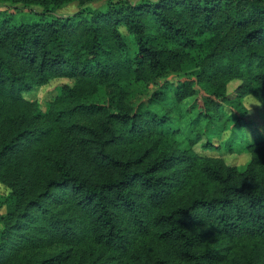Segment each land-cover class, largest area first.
I'll list each match as a JSON object with an SVG mask.
<instances>
[{
    "label": "trees",
    "instance_id": "16d2710c",
    "mask_svg": "<svg viewBox=\"0 0 264 264\" xmlns=\"http://www.w3.org/2000/svg\"><path fill=\"white\" fill-rule=\"evenodd\" d=\"M248 97L264 108V0H0V264H264Z\"/></svg>",
    "mask_w": 264,
    "mask_h": 264
},
{
    "label": "rangeland",
    "instance_id": "374dc122",
    "mask_svg": "<svg viewBox=\"0 0 264 264\" xmlns=\"http://www.w3.org/2000/svg\"><path fill=\"white\" fill-rule=\"evenodd\" d=\"M104 3H95L92 4V7H104ZM79 8V4L77 1L69 3L67 5H64L62 8L57 10L56 14L57 15H68L71 14L75 11H77ZM2 16H12V22H29L32 21L33 19L39 17L37 14H31L28 13L24 10H18L15 8H7V10L3 11ZM50 17V16H49ZM125 31V29H123ZM185 79V77H182ZM64 83H72L71 80L67 78H59L52 80L49 84L41 87L40 89L33 90L29 93H26V96L28 98L32 99H37L41 101L42 103H45L46 99L51 98L56 95L57 87L64 84ZM238 81L231 82L229 85V93L232 94L234 92V88L237 86ZM192 102L193 99H190ZM245 105L247 109L250 111L246 115V120L248 122L247 126L244 127H239L236 129V132L238 136L240 137V142L244 143L246 140L244 138H249V139H254L257 138L259 134L264 133V108L252 97H248L245 100ZM226 111L227 112H233L235 113V109H233L231 106L227 105L226 106ZM220 129V126H214L211 125L210 130L211 133L215 135L214 142L216 144L219 143V138H217V133ZM231 131L227 130L223 133L222 138L229 137L231 135ZM205 140V139H203ZM205 148L201 146V143L197 146V150L200 152L207 153L208 155H221L224 156L227 162L231 164L237 165L240 169H244L245 166L247 165L249 159H250V154L248 153H235V154H224L222 152H218L215 150H204ZM8 189L0 183V196L6 194ZM4 209L1 210L3 212ZM2 227V223L0 221V228Z\"/></svg>",
    "mask_w": 264,
    "mask_h": 264
}]
</instances>
